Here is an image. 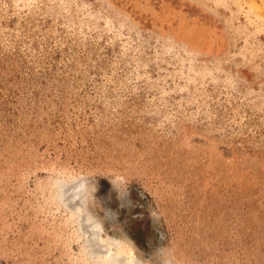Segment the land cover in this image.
Wrapping results in <instances>:
<instances>
[{"label": "rangeland", "instance_id": "374dc122", "mask_svg": "<svg viewBox=\"0 0 264 264\" xmlns=\"http://www.w3.org/2000/svg\"><path fill=\"white\" fill-rule=\"evenodd\" d=\"M0 264H264V0H0Z\"/></svg>", "mask_w": 264, "mask_h": 264}, {"label": "clouds", "instance_id": "9594fccd", "mask_svg": "<svg viewBox=\"0 0 264 264\" xmlns=\"http://www.w3.org/2000/svg\"><path fill=\"white\" fill-rule=\"evenodd\" d=\"M59 186L60 185L58 183V187ZM81 186L83 187V185H81ZM92 188H93V191H92L91 195H92V198L94 200L96 198L95 193H96V191H98L97 183L95 185H93ZM118 191H120V190H118ZM123 191L126 193L127 188L124 187ZM60 202L62 204L64 203L63 198L60 199ZM89 204L90 203H86L80 207L79 214L76 216V222H77L79 229L82 232H87L89 235H91L92 233H94L97 230V228H96V224L93 222L92 216L90 215V212L88 209Z\"/></svg>", "mask_w": 264, "mask_h": 264}]
</instances>
